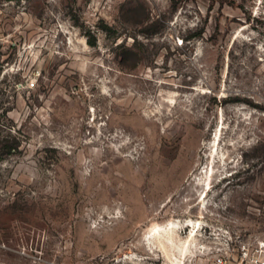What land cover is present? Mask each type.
Returning <instances> with one entry per match:
<instances>
[{
  "label": "rangeland",
  "instance_id": "obj_1",
  "mask_svg": "<svg viewBox=\"0 0 264 264\" xmlns=\"http://www.w3.org/2000/svg\"><path fill=\"white\" fill-rule=\"evenodd\" d=\"M260 242L264 0H0V264H253Z\"/></svg>",
  "mask_w": 264,
  "mask_h": 264
},
{
  "label": "bare ground",
  "instance_id": "obj_2",
  "mask_svg": "<svg viewBox=\"0 0 264 264\" xmlns=\"http://www.w3.org/2000/svg\"><path fill=\"white\" fill-rule=\"evenodd\" d=\"M217 141H218V138H217ZM214 145L216 146L217 142L214 143ZM213 150H214V148H213ZM215 153H217V152H215ZM213 155H214V153H212V156ZM211 158L212 157H210V159ZM213 162H214V160H213ZM213 162H211V164H210V170H209L210 172H207V175H206L204 181H201V183H203L206 186L204 191H203V193H205V194L202 193L203 196H202V199H201V204H202L201 207L203 209L206 208L208 189L209 190L211 189L209 180H210V177L212 176L213 171H214ZM201 224H202V221L188 220L186 222L185 226L188 227V228L190 227L191 230H190V233H189L187 239L183 242L182 253L185 256H186L187 253L191 252V248L193 246H196L197 235H198V231H199V229L201 227ZM180 226H181L180 223H174V222L168 224L167 226H156V227L153 228V235L154 236H159V238L161 239L162 246L166 249L167 248V241L175 243L174 242V239H175L174 238V232Z\"/></svg>",
  "mask_w": 264,
  "mask_h": 264
},
{
  "label": "built area",
  "instance_id": "obj_3",
  "mask_svg": "<svg viewBox=\"0 0 264 264\" xmlns=\"http://www.w3.org/2000/svg\"><path fill=\"white\" fill-rule=\"evenodd\" d=\"M260 247H261V249H263V251H264V242H260ZM248 255H249V253H248V249H247L246 246L244 245V246H243V256H244L245 258H248ZM251 262H252L253 264H264V260H263L262 256H260V255L254 257V258H252V259H251ZM216 264H231V260L229 259V256H228V255H226V254H222V255H220V256L217 258V260H216Z\"/></svg>",
  "mask_w": 264,
  "mask_h": 264
},
{
  "label": "trees",
  "instance_id": "obj_4",
  "mask_svg": "<svg viewBox=\"0 0 264 264\" xmlns=\"http://www.w3.org/2000/svg\"><path fill=\"white\" fill-rule=\"evenodd\" d=\"M12 147H13V146H10V147H9V150H8L7 153H11V151H12Z\"/></svg>",
  "mask_w": 264,
  "mask_h": 264
}]
</instances>
